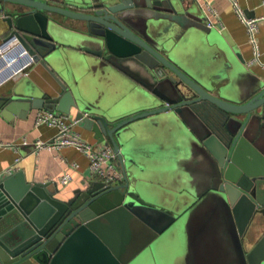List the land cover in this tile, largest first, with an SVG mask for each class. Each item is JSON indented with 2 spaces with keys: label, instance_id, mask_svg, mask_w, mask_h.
Listing matches in <instances>:
<instances>
[{
  "label": "water",
  "instance_id": "water-1",
  "mask_svg": "<svg viewBox=\"0 0 264 264\" xmlns=\"http://www.w3.org/2000/svg\"><path fill=\"white\" fill-rule=\"evenodd\" d=\"M0 11L10 29L3 43L27 51L59 85L55 96L18 86L0 107L22 115L76 111L99 144L114 148L122 173L115 184L89 181L68 199L52 182L0 177V264H155L159 243L185 220L160 205L131 153L136 127L157 117L177 125L208 163V188L186 211L208 205L222 214L242 264H264V75L239 93L234 82L188 62L184 53L198 34L222 50L230 74L246 70L238 46L208 26L196 0H0ZM83 67L99 72V82L125 86L127 99L94 96L76 73Z\"/></svg>",
  "mask_w": 264,
  "mask_h": 264
},
{
  "label": "crops",
  "instance_id": "crops-1",
  "mask_svg": "<svg viewBox=\"0 0 264 264\" xmlns=\"http://www.w3.org/2000/svg\"><path fill=\"white\" fill-rule=\"evenodd\" d=\"M196 2L209 22L218 30L225 31L238 46L246 70L237 76L230 74L222 50L198 34L193 35L194 39L188 44L184 57L204 75L222 77L224 84L232 81L239 93L245 92L252 78L264 75L263 0H237L248 18L258 20L254 33L255 43L231 0ZM6 6L13 10L24 9L13 4ZM209 6L216 10V14L209 10ZM0 14L4 15L0 18L1 48L10 29L4 12L0 11ZM55 18L72 28L82 27L79 21L61 16ZM76 73L80 77H87L94 96H100L112 104H119L127 99L128 89L125 86L101 80L99 82L100 74L92 67L77 68ZM18 86L22 90L34 87L46 91L50 96H55L59 90L57 82L38 60H34L24 72L1 84L0 97L11 96ZM39 111L41 110L37 109L22 115L20 110L15 113L7 110L5 105L0 107V143L6 144L4 147L0 146V177L11 176L13 184L17 181L52 182L53 188L59 190V197L71 198L75 190L84 189L89 181L98 179L92 176L89 159L84 152L71 147L36 150L35 141H49L56 133V129L50 126H36ZM75 112L73 111L74 116L68 115V121H76ZM74 130L87 143L103 146L94 138L92 131L84 128L82 122H78ZM131 140V153L148 176L150 189L155 192L160 205L182 211L178 214L179 217L185 215L180 226L158 245L155 264H242L241 255L227 236L222 214L208 211V205L197 212L186 211L194 202L193 196L208 188V163L181 129L172 121L152 118L140 122ZM74 164H78V167ZM10 169L12 171L8 172ZM66 173L71 174L72 181L63 185L61 178ZM257 238L252 237V243L249 241L245 249L250 250ZM126 250L130 253L133 246L128 245ZM152 263L144 260L139 264Z\"/></svg>",
  "mask_w": 264,
  "mask_h": 264
},
{
  "label": "built area",
  "instance_id": "built-area-1",
  "mask_svg": "<svg viewBox=\"0 0 264 264\" xmlns=\"http://www.w3.org/2000/svg\"><path fill=\"white\" fill-rule=\"evenodd\" d=\"M240 20L246 25L252 41L255 43L254 33L257 28V19L248 18L244 10L241 8L237 0H231ZM264 6V0H263ZM209 10L216 14V10L209 6ZM4 15L0 14V18ZM208 26L214 25L209 22ZM16 43L2 44L0 48V85L5 83L14 75L24 72V70L34 62L33 57L29 56L27 51L20 53L15 52ZM258 57V54H257ZM67 114L58 112L54 113L47 110H41L36 117V126L47 125L56 129V133L49 141L41 139L35 141L36 150L58 149L64 147L75 148L84 152L89 159V168L94 178L101 180L107 184H115L122 178V173L117 165L116 153L111 145H96L87 143L80 133L74 130V126L79 122L68 121ZM4 147L6 144L0 143ZM78 167V164H74ZM12 170H8L11 172ZM72 181V176L66 173L61 178L63 185H68Z\"/></svg>",
  "mask_w": 264,
  "mask_h": 264
},
{
  "label": "rangeland",
  "instance_id": "rangeland-1",
  "mask_svg": "<svg viewBox=\"0 0 264 264\" xmlns=\"http://www.w3.org/2000/svg\"><path fill=\"white\" fill-rule=\"evenodd\" d=\"M178 227H179V226H178ZM168 236H170V235H168ZM168 236H167V237H168ZM167 237H166V238H164V240H166V239H167ZM159 244H160V243H159ZM156 257H158V256H157V254H156ZM144 260H145V259H144ZM139 263H140V262H138V263H135V264H139Z\"/></svg>",
  "mask_w": 264,
  "mask_h": 264
}]
</instances>
